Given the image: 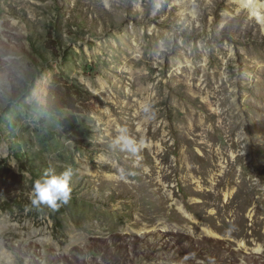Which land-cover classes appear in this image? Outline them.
<instances>
[{"label": "rangeland", "instance_id": "1", "mask_svg": "<svg viewBox=\"0 0 264 264\" xmlns=\"http://www.w3.org/2000/svg\"><path fill=\"white\" fill-rule=\"evenodd\" d=\"M259 15L0 0V247L16 264H264ZM46 169L72 170L54 209L30 202Z\"/></svg>", "mask_w": 264, "mask_h": 264}, {"label": "clouds", "instance_id": "2", "mask_svg": "<svg viewBox=\"0 0 264 264\" xmlns=\"http://www.w3.org/2000/svg\"><path fill=\"white\" fill-rule=\"evenodd\" d=\"M114 144L120 151L130 155H135L138 151L136 142L129 138L126 129H121L120 134L115 138ZM0 155L6 156L7 153ZM72 170L57 174L53 169H46L43 176L33 182L30 202L33 206H48L56 208L60 203H67L70 199L71 188L69 181ZM0 264H16V257L12 251L6 247H0Z\"/></svg>", "mask_w": 264, "mask_h": 264}, {"label": "bare ground", "instance_id": "3", "mask_svg": "<svg viewBox=\"0 0 264 264\" xmlns=\"http://www.w3.org/2000/svg\"><path fill=\"white\" fill-rule=\"evenodd\" d=\"M239 3V6L241 8H247L249 13L252 16H260V9L264 10V0L263 2H259L258 0H236ZM189 4V3H186ZM251 75V80L254 77V75L251 72H248Z\"/></svg>", "mask_w": 264, "mask_h": 264}, {"label": "trees", "instance_id": "4", "mask_svg": "<svg viewBox=\"0 0 264 264\" xmlns=\"http://www.w3.org/2000/svg\"><path fill=\"white\" fill-rule=\"evenodd\" d=\"M40 54H43V53H41V52H40ZM42 56H43V55H42ZM16 156H17V157H19V155H18V154H17ZM1 209H6V208H4V206H1ZM58 226H60V224H59V223H58Z\"/></svg>", "mask_w": 264, "mask_h": 264}]
</instances>
